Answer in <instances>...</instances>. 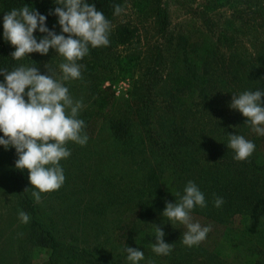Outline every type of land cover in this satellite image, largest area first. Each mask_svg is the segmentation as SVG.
<instances>
[{
    "label": "rangeland",
    "instance_id": "rangeland-1",
    "mask_svg": "<svg viewBox=\"0 0 264 264\" xmlns=\"http://www.w3.org/2000/svg\"><path fill=\"white\" fill-rule=\"evenodd\" d=\"M40 1L45 0H8L7 2L0 0V33L4 32L3 16L5 13L13 9H20L24 5L31 8ZM204 1L119 0L118 5L124 11L119 15H116L114 11L109 20L111 25L109 41L112 33L124 27H127L131 32V40L120 46H115L111 52L107 51L111 55L110 60L107 58L96 59L88 53L82 60L77 61L78 64L83 65L81 78L63 82L74 101L82 102L83 107L78 116L91 114L94 91L111 87L117 97L112 116L114 119L124 121L123 124L130 126L131 129L130 142L127 144L121 140L112 139L108 125H104V122L99 131L96 129L91 132L90 129H83V134L88 137L87 143L81 146L75 142H68L66 147L71 155L60 162L65 175L64 184L59 190L42 193L39 203L30 193L31 206L38 208L41 218L44 217L53 223L50 225L51 231L59 241L71 242L75 250L79 252V264H131L125 251L127 246L143 252L149 251L148 255H144V259L138 264H248L252 258L251 251L257 252L256 247L263 250L261 257H264V238L263 240L258 239V236L264 237V234L256 229V227L259 228L257 226L259 222L256 219L242 217L241 214L233 215L229 220L230 226L239 231L238 248L230 247L223 240L216 241L214 229L217 228H212L210 224L205 226L211 228L206 238L192 247H188L182 242L183 232L186 231L185 226H169L168 223L159 224L158 222L151 225V231L155 234L154 225L162 228L165 233V243L170 245V241L176 242L177 248L168 255H157L152 251V245L156 238H147L143 243L139 239H133L121 248L115 247L111 242L113 232L119 226L116 221L119 212L130 205L127 201H137L139 193L150 189L146 176L155 164L156 149L158 146H162L160 141L166 138L172 127L178 125L174 123H181L179 118L183 114L184 108L180 107V110L173 115L170 111V102L173 103V99L161 91L177 49L184 45L188 37L194 36L197 27L202 22L204 11L206 13L205 6L202 4ZM157 3H160L159 6L166 13V23L162 25L154 12ZM232 11L235 12L233 9L230 11L226 6L216 10L215 13H218V16L214 20L220 19L222 22V19L230 17L229 20L233 22L238 15L232 14ZM220 23H213L214 33L220 28ZM235 24L238 25V22L235 21ZM47 27L49 30L61 34L58 19L48 24ZM108 46H102L99 49L103 48L106 53ZM98 52L101 53V50ZM186 53L182 54L181 66L190 67L196 62V59H192L190 51ZM220 53L226 54L225 46L220 47ZM119 56H133L138 59L135 61L131 77H121L118 74L115 59ZM63 62H65L64 58L60 57L54 49H50L48 55L29 54V57L26 56L17 61L9 71L21 65L35 66L39 68L41 74L46 75L48 71L49 75L59 80L62 77L59 66ZM239 68L242 69V66ZM217 71L219 72V69ZM221 79L220 76L218 82L213 84L219 87L215 89L216 91L224 87ZM232 83L229 82V88L231 86V90L237 94L238 91L231 85ZM210 84L212 83L208 85ZM215 90H212L211 93H217ZM141 94H143L142 103H137L142 111L139 118L133 115L134 107L131 104L132 100L134 98L138 100ZM177 98V96L174 98L175 102ZM212 98H208L205 107H197L198 113L193 111L197 118L204 119L210 115L216 117L215 115L221 113L230 118L236 115L237 110L230 108L232 97H224L219 94L218 103L210 102ZM25 99L27 100V97ZM207 111L211 114L206 115ZM191 121L192 117L188 123ZM202 125L216 126L215 124ZM193 133L191 131L190 137ZM214 138L215 140L208 138L202 144L195 143V147L189 149L188 155H185L186 151L178 146H174L171 151L174 154L176 151L182 153L175 154L179 158L197 157L203 161L212 159L214 163H219L229 155L222 147L206 145L209 142H220L218 137ZM192 141H197V139L193 137ZM262 145L264 146V143ZM2 159L0 152V164L4 163ZM233 169L228 164L220 166L218 168L220 178L225 182L224 179H227V176L236 182L237 179L234 177L236 173ZM10 171L8 162V185L6 186L2 182L8 192H0V228L4 227V232L0 234V241L8 239L10 234L6 228L8 215L13 218L15 226L21 222L19 216L15 215L12 196L8 195L11 193V189L16 186L15 176L13 173L11 175ZM201 172L204 177L205 172L202 170ZM189 175L187 173L184 178ZM206 180L204 178L200 182L190 181L200 189L204 187ZM187 183L188 181L185 182L184 187ZM27 185L28 189L32 187L28 176ZM2 190L4 189H0V191ZM146 198V201L150 203L154 201L153 195L152 197L148 195ZM198 209L200 208L196 206L193 210ZM195 222L202 226L201 221ZM17 232L19 235L22 230H17ZM24 234L27 235L28 231ZM232 236L236 237L234 234ZM240 241L243 242L240 243ZM211 243H214V246L210 245L213 248L209 249L207 245ZM247 246L251 248L248 247V250ZM35 256L32 264H45L49 251L42 248L35 252Z\"/></svg>",
    "mask_w": 264,
    "mask_h": 264
},
{
    "label": "trees",
    "instance_id": "trees-1",
    "mask_svg": "<svg viewBox=\"0 0 264 264\" xmlns=\"http://www.w3.org/2000/svg\"><path fill=\"white\" fill-rule=\"evenodd\" d=\"M86 2L94 4L109 21L115 11L114 5H118L119 0H86ZM202 4L206 10V13L205 11L203 13L202 22L197 27L194 36L191 37L192 39L188 37L184 45L177 49L161 91L164 95L172 97L173 103L170 102V111L173 115L180 110V107L184 108L179 118L181 123H174L178 125L169 130L166 138L160 141L162 146L156 149L155 164L146 176L150 189L139 193L137 201H127L130 205L119 212L116 219L119 226L116 227L111 238L115 247H124L133 239H139L143 243L147 238H156V234L151 231V225L157 222L184 227L181 223L170 221L162 216L166 202L175 204L176 200L179 201L184 193L186 181L200 182L204 178L207 180L204 181V187L200 190L205 195L207 206L204 208L198 206L200 209L192 210L193 222L201 221L203 227L210 224L212 228H217L214 229L216 241L223 240L233 248H238V240H240L239 231L230 226L229 220L233 215L241 214L242 217L256 219L259 222L257 225L259 228L256 227V229L264 234V151L262 152L264 136L255 133L246 124L247 119L239 111L232 118L223 113L213 117L214 115H210L211 112L207 111L205 114L210 116L202 119L197 118L193 113V111L199 112L198 106L205 107L210 97H213L210 102L218 103L219 94L232 97V95L246 91H264V0H205ZM159 5L160 3H157L154 12L162 25L166 23V13ZM225 6L230 11L231 9L235 11H232V14L238 15L233 22L229 20L230 17L222 19V22L220 19L214 20L218 16L215 11ZM55 7H57L56 1L45 0L36 3L31 8L47 17V26L58 19L54 14H50L54 13ZM220 17L222 18V15ZM213 23L221 25L216 33L213 31ZM34 35L38 39L44 34L37 30ZM131 38V32L127 27L120 28L112 33L106 53L103 48L89 46V54L96 59L110 60L111 55L107 51L111 52L115 46H120L130 41ZM221 46H225V55L220 53ZM98 50H101V53ZM13 51H15L13 46L4 40L3 33H0V69L9 71L16 64L17 61L11 58ZM187 51L192 53V59H196L190 67L181 66L182 54H187ZM115 60L118 74L121 77H131L135 61L138 59L133 56H119ZM240 66L242 69L239 68ZM220 76L224 87L216 91L215 89L219 87L213 84L218 82ZM0 82H3V76H0ZM229 82H233L231 85L238 91L237 94L231 90V86L229 88ZM209 83L212 84L208 85ZM212 90L217 93H211ZM142 95L138 100L134 98L131 104L135 109H133V115L139 118L142 111L137 103H142ZM176 96L178 98L175 102ZM116 101L117 97L111 87L98 89L93 93L91 114L78 116V118L84 121V129H90L91 132L96 129L99 131L104 122V125H108L112 139L121 140L127 144L130 142V126L124 125V121L114 119L112 116ZM190 117L192 121L188 123ZM202 124H215L216 126L209 127ZM191 131L194 133L190 137ZM228 134L242 135L255 144V151L247 160L234 159V152L227 148ZM2 136L3 133H0V137ZM193 137L197 141H192ZM214 137H218L220 142H209L206 145L222 147L229 155H226V159L219 163H214L212 159L203 161L197 157L179 158L175 154L180 152L176 151L174 154L171 151L174 146H178L186 151L185 155H188L189 149L195 147V143L202 144L208 138L215 140ZM0 152L4 161L0 164V189L4 190L0 192H8L2 182L8 185L9 162L10 174L13 173L16 179V186L11 189V193H8L13 199L12 206L15 215L19 216V212L24 211L30 216L27 224L20 222L16 226L11 215L6 218L8 220L6 228L10 234L8 239L0 241V264H32L33 258L36 257L35 252L42 248L49 251L45 264H79L80 254L72 243L59 241L51 231L50 225L53 223L44 217L41 218L38 208L31 206L30 193L34 189L30 188L25 192L28 189L27 176L29 174L26 170L16 169L15 161L18 159L16 150L14 148L6 150L0 146ZM224 164L234 168L236 182L227 176V179H224L225 182L220 178L218 168ZM201 170L205 172L204 177ZM187 173L190 175L184 178ZM148 195L150 197L153 195V202L146 201ZM217 197L224 201L219 208L214 203ZM1 210H3L2 207ZM88 210L91 211V209ZM17 230H22V232L18 235ZM26 231H28L27 235L24 234ZM2 232H4L3 226L0 228V234ZM233 234L236 237H233ZM263 238V236H258L259 240ZM170 245H173L172 250L177 248L176 242L170 241ZM210 245L214 246V243L207 245L209 249H212L213 246ZM255 249L257 252L251 251L252 258L248 264H264V257H261L263 250L257 247ZM148 252L143 253L148 255Z\"/></svg>",
    "mask_w": 264,
    "mask_h": 264
},
{
    "label": "clouds",
    "instance_id": "clouds-1",
    "mask_svg": "<svg viewBox=\"0 0 264 264\" xmlns=\"http://www.w3.org/2000/svg\"><path fill=\"white\" fill-rule=\"evenodd\" d=\"M56 4L54 13L50 14L58 17L61 34L49 30L47 17L27 5L3 16V38L15 49L11 53L12 59L20 61L32 53L48 55L49 50L54 49L65 61L59 66L62 72L59 80L48 71L46 75L41 74L35 66L21 65L12 71L0 69V76L4 77L0 82V133H3L0 146L16 150L15 167L28 172L31 189H34L32 197L37 203L41 201L42 193L59 190L64 184L60 162L71 155L67 143L83 146L88 140L83 134L85 123L78 118L82 102L74 101L63 82L81 78L83 65L77 61L89 53V46L98 48L110 43V22L94 4L86 0H56ZM114 10L116 15L124 11L120 5H114ZM37 30L44 34L39 41L34 35ZM230 108L239 111L247 119L246 124L264 136V91L232 95ZM228 137L227 148L234 152L235 160L245 161L255 151V144L244 136L228 134ZM214 203L219 208L224 201L217 197ZM196 206H207L205 195L189 181L179 201L175 204L166 202L162 213L170 221L185 226L182 242L188 247L201 243L211 231L210 227L192 221L191 212ZM19 219L27 224L30 216L20 211ZM154 226L156 239L152 251L157 255H168L173 245L165 243L164 231L160 226ZM125 251L131 264L144 259L143 251L137 248L127 246Z\"/></svg>",
    "mask_w": 264,
    "mask_h": 264
}]
</instances>
